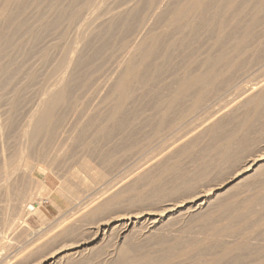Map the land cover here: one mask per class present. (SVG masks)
<instances>
[{
    "label": "rangeland",
    "instance_id": "374dc122",
    "mask_svg": "<svg viewBox=\"0 0 264 264\" xmlns=\"http://www.w3.org/2000/svg\"><path fill=\"white\" fill-rule=\"evenodd\" d=\"M3 1L0 161L26 147L55 200L44 190L36 197L43 220L4 215L0 196V264H37L91 238L105 219L182 205L264 157V0H6L4 11ZM196 74L208 84L178 89ZM54 89L62 96L33 141L28 122ZM263 168L200 209L142 223L143 233L122 239L120 228L105 231L96 249L66 264H264ZM75 170L87 183L89 171L103 179L85 188L70 177ZM66 185L80 196H68Z\"/></svg>",
    "mask_w": 264,
    "mask_h": 264
},
{
    "label": "bare ground",
    "instance_id": "6f19581e",
    "mask_svg": "<svg viewBox=\"0 0 264 264\" xmlns=\"http://www.w3.org/2000/svg\"><path fill=\"white\" fill-rule=\"evenodd\" d=\"M198 0H195L194 3H196ZM6 0L3 1L4 3V6L3 7V11L6 10ZM12 2V1H11ZM93 2V1H92ZM193 2V1H192ZM78 3V2H77ZM98 3V2H97ZM155 4V3H154ZM175 4V3H174ZM200 4V3H198ZM203 5V4H202ZM197 6V5H196ZM199 6V5H198ZM178 7V6H177ZM225 8V7H224ZM137 9V8H136ZM88 10V9H87ZM153 10V9H152ZM184 10V9H183ZM181 11V12H184V11ZM2 11V13H3ZM197 11V10H195ZM178 13V12H177ZM195 13V12H194ZM127 14H128V11H127ZM4 15V14H3ZM2 15V16H3ZM185 15V14H184ZM187 15H189L187 13ZM194 15V14H193ZM227 15V14H226ZM262 15V14H261ZM6 16V15H5ZM178 16V15H177ZM77 17V16H76ZM182 17V15H181ZM180 17V18H181ZM89 18V17H88ZM87 18V19H88ZM135 18V17H134ZM89 20V19H88ZM92 20V19H91ZM82 21V20H81ZM113 21V20H112ZM84 22V21H83ZM118 22V21H117ZM12 24V23H11ZM85 24V23H84ZM57 25V24H56ZM95 27V26H94ZM153 28V27H152ZM204 28V27H203ZM154 29V28H153ZM175 29V28H174ZM144 31V30H143ZM147 33V32H146ZM154 33V32H153ZM44 34V33H43ZM82 34V33H81ZM224 34V33H223ZM42 37V36H41ZM142 40V39H141ZM2 42V41H1ZM93 42V41H92ZM75 43V42H74ZM79 43V42H78ZM121 43V42H120ZM130 43V42H129ZM66 44V43H65ZM254 44V43H253ZM142 46V45H141ZM249 46V45H248ZM124 47V46H123ZM126 47V46H125ZM147 49V48H146ZM149 49V48H148ZM243 49V48H242ZM145 50V49H144ZM203 50V49H202ZM78 51V50H77ZM242 51V50H241ZM227 52V51H226ZM262 54V53H261ZM96 55V53H95ZM239 55V54H238ZM59 56V55H58ZM127 56V55H126ZM203 56V55H202ZM135 57V56H134ZM223 57V56H222ZM206 59V58H205ZM232 59V58H231ZM255 59V58H253ZM71 61V60H70ZM70 61H68L69 63H67V66H66V70H65V74L62 76V80L66 77V72L67 70H69L68 68H70ZM118 62V61H117ZM212 62V61H211ZM237 62V61H236ZM140 63V61H139ZM117 64V63H116ZM167 64V63H166ZM44 66V65H43ZM222 66V65H221ZM151 67V66H150ZM15 68V67H14ZM212 69V68H211ZM210 69V70H211ZM222 69V68H221ZM209 70V69H208ZM207 70V71H208ZM225 70V69H224ZM127 71V70H126ZM157 71V70H156ZM212 71V70H211ZM228 71V70H227ZM206 72V71H205ZM1 73V72H0ZM8 73V72H7ZM153 73V72H152ZM197 73V72H196ZM207 73V72H206ZM205 74V73H204ZM203 74V75H204ZM208 74V73H207ZM221 74V73H220ZM70 75V74H69ZM68 75V76H69ZM130 75V74H129ZM216 75V74H215ZM194 76V75H193ZM207 76V75H206ZM219 76V75H218ZM222 76V75H221ZM109 77V76H108ZM186 77V76H185ZM205 77V75H204ZM203 76H201L200 74L194 77L190 76V79L189 80H185L183 83L182 81L180 82L181 84L178 85V89H180V91H185L187 89H189L190 87H192V85H194L195 87V84H199V83H202V82H205V78ZM223 77V76H222ZM225 77V75H224ZM114 78V77H113ZM124 78V77H123ZM209 78V76H208ZM221 78V77H220ZM50 79V78H49ZM128 79H129V76H128ZM143 79V78H142ZM188 79V77H187ZM207 79V77H206ZM213 79V78H212ZM61 80V82H62ZM222 80V79H221ZM175 81V80H174ZM179 81V80H178ZM220 81V80H219ZM225 81V80H224ZM51 82V81H50ZM216 82V81H214ZM221 82V81H220ZM235 82V81H234ZM57 83V82H56ZM63 83V82H62ZM131 83V82H130ZM206 83V82H205ZM204 85H207L208 83H206ZM223 84V82H222ZM65 85H67V83H65ZM118 85V84H117ZM127 81H123L122 83L120 82L119 83V90L121 91H124L125 88H127ZM203 85V84H202ZM201 85V86H202ZM217 85V83H216ZM215 85V86H216ZM224 85V84H223ZM61 87V86H60ZM193 87V88H194ZM204 87V86H203ZM218 87V86H217ZM70 89V88H69ZM177 89V90H178ZM195 89V88H194ZM199 89V88H198ZM207 89V88H206ZM254 89V88H253ZM118 92H121L119 91ZM257 90V89H256ZM60 91V90H59ZM58 90L55 91L52 90V91H49L47 92V96H49L48 100L46 101H41L39 104V107H40V112H41V116L36 118V120H34L32 118V116H30L32 118V121L29 120V124H28V127H30L29 130H27L26 132H24V134L26 135V133H29L27 136L29 137L30 135V139L33 140L34 136L37 134L38 130H42V126L45 124V122L48 120V114L50 113V109L53 107L52 106V103L54 105V102L53 101H58L60 100V97L62 96L61 93L62 92H59ZM63 91V90H62ZM179 91V92H180ZM193 91V90H192ZM197 91V90H196ZM201 91V90H200ZM205 91V90H204ZM212 91V90H211ZM177 92V91H176ZM261 92V91H260ZM257 93L255 96L256 97H259V94L261 93ZM119 95V94H118ZM172 95H174L172 93ZM171 95V96H172ZM206 95V94H205ZM210 95V94H209ZM65 96V95H64ZM66 97V96H65ZM174 97V96H173ZM182 97V96H181ZM207 97V96H206ZM205 97V98H206ZM218 97V96H217ZM261 98V97H260ZM73 99V98H72ZM181 99V98H180ZM68 100V99H67ZM120 100V99H119ZM203 101V100H201ZM55 102V103H56ZM179 103V102H178ZM3 104V103H2ZM117 105V104H116ZM37 106V108H39ZM196 107V106H195ZM254 108V107H253ZM109 110V109H108ZM199 110V109H198ZM238 110V109H237ZM38 111V110H37ZM156 113V112H155ZM260 113V112H259ZM40 114V113H39ZM38 115V114H37ZM104 115V114H103ZM36 116V115H35ZM63 117V116H62ZM110 117V116H109ZM2 118V117H0ZM147 119V118H146ZM1 120V119H0ZM105 120V119H104ZM31 121V122H30ZM171 121V120H170ZM2 123V121H1ZM0 123V130L2 129V125ZM26 123V122H25ZM68 123V122H67ZM151 123V122H150ZM220 124V123H219ZM4 125V124H3ZM66 125V124H65ZM68 125V124H67ZM199 126V125H198ZM50 128V127H49ZM28 129V128H27ZM64 129V128H63ZM53 130V129H52ZM3 131V130H2ZM1 131V132H2ZM29 131V132H28ZM49 131V130H48ZM60 131V130H59ZM3 133V132H2ZM2 133H1V136L2 137ZM39 133V132H38ZM193 133V132H192ZM22 134V133H21ZM51 134V133H50ZM72 134V133H71ZM38 135V134H37ZM38 137V136H36ZM51 137V136H50ZM53 137V136H52ZM62 137V136H61ZM60 138V137H59ZM145 138V137H144ZM153 138V137H152ZM179 138V137H178ZM69 139V138H68ZM71 139V138H70ZM60 140V139H59ZM139 140V139H138ZM204 140V139H203ZM34 141V140H33ZM28 142V141H26ZM22 143V142H21ZM62 144V143H61ZM3 145V144H2ZM26 145V144H25ZM24 145V147H25ZM67 145V144H66ZM22 147V146H21ZM28 147V146H27ZM238 147V146H237ZM5 148V147H4ZM19 149V148H18ZM17 149V150H18ZM25 149H27L25 147ZM24 148H22L21 152L19 153V157H12V156H7L5 154V151H4V154L1 153V165H0V196L4 195L5 196V201H6V207H5V213L4 215H6V211H14L15 214H17L16 217H20L21 216H29L30 214H36L38 215V217L40 216L41 219L48 217L47 213L44 211V209L42 208L41 206V202L36 200V197L37 196H41V193L42 191H46L45 195L48 196L51 200H55L54 196H52V193L50 191H47L43 186V182L41 179H39L36 174L39 172L38 169H39V160H36V159H32L30 158L29 156H27V152ZM4 150V149H3ZM2 150V151H3ZM65 150V149H64ZM1 151V152H2ZM7 152V151H6ZM218 152V151H217ZM61 153V152H60ZM9 154V153H8ZM6 155V156H5ZM63 155V154H62ZM128 155V154H127ZM89 156V155H88ZM34 157V156H33ZM39 157V156H38ZM238 157V156H237ZM35 158V157H34ZM41 158V157H40ZM69 158V157H68ZM88 159V158H87ZM42 160V159H41ZM90 160V159H89ZM226 161V160H225ZM46 163V162H45ZM77 163V162H76ZM81 166L84 170H89V165L87 163L86 160H82L81 162ZM41 164V163H40ZM94 165V164H93ZM75 166V165H73ZM96 167V166H95ZM244 167V166H243ZM261 167H264V157L263 156H259L258 158L256 157L255 159L253 158L252 161H250L248 163L247 161V164L245 165V168H242L240 171H237L230 179H228L227 181L225 180L224 183L220 184L219 186L215 187V188H212V189H209L208 191H206V193H202V195H199L197 197H195L193 200H189V202H186V203H183L182 205H174L170 208H167V209H164V210H161V211H158V212H154V213H136V214H132L129 216H116L114 218H108V219H105L102 221V223H100V225H98V227H96L97 229L93 232V236L87 240H84V241H81V242H75V247H72L71 249H63V247L59 248L58 250H53L51 253H48L47 256H43V258H39V262L37 264H66V262L69 260V259H76V257H81L82 255H84L85 253L87 254L89 251H91L92 249L94 250V248L96 249L97 246H99L101 244V242L103 241V237L104 236V233L105 231H113L115 230L116 228H120V230H122V232H120L119 234V238H122L124 239L128 234H131V233H143L142 232H139V227L142 228L143 225H141L142 223H151L154 225H158L164 221H167L169 220L171 217L175 216L176 214L178 213H181V212H186V211H190V210H196V209H200L201 207H203L210 199L216 197L217 195L225 192L226 190L228 191V189L231 187V186H236V185H240L242 182H245V180L247 181V179L253 177L256 172H258V170L260 169L261 170ZM139 168V167H138ZM47 169V168H46ZM99 169V168H98ZM264 169V168H263ZM82 170V169H81ZM92 170V169H90ZM95 170V169H94ZM104 170V169H103ZM71 171V170H70ZM83 171V170H82ZM93 171V170H92ZM92 171H89L90 172V176L92 180V182H86L84 179L82 180V177L80 176L79 174V171L75 170V171H72L70 172V177L73 179H78V180H82V181H85V183H87L85 185V188H88L89 186H92V183H96L98 181H102L103 179V173L101 174H97L94 173L95 177L92 179V177L94 176L93 175V172ZM96 171V170H95ZM94 171V172H95ZM101 171V170H100ZM136 171V170H135ZM262 171V170H261ZM228 173V172H227ZM106 176V175H105ZM84 177V176H83ZM106 178V177H104ZM166 180V179H165ZM28 181V183L32 182L34 185V189L33 191L31 190H27L26 189V182ZM77 181V180H76ZM63 182V181H62ZM257 182V181H256ZM63 183H66V182H63ZM62 183V187H63V184ZM70 183V182H69ZM91 184V185H90ZM99 184V183H98ZM32 185V184H31ZM79 185V184H78ZM83 185V184H82ZM96 185V184H95ZM100 185V184H99ZM177 185V184H176ZM189 185V184H188ZM28 186V185H27ZM65 186V185H64ZM112 187V186H111ZM138 187V186H137ZM91 188V187H90ZM121 188V187H120ZM29 189V188H28ZM62 189V188H61ZM67 190V192L69 193H66L68 196L70 195V197L72 198H77L78 196L80 195H77L78 191H74L71 187L67 186L64 188ZM63 189V190H64ZM92 189V188H91ZM85 190V189H84ZM89 189H87L88 191ZM114 191V190H113ZM125 192V191H124ZM110 193V192H109ZM122 193V192H121ZM195 193V192H194ZM259 193V192H258ZM118 194L120 195V192H118L114 195H112L111 197L107 198L109 200H111V203L112 201L117 197H118ZM123 194V193H122ZM126 194V193H125ZM162 194V193H161ZM194 195V194H193ZM138 196V195H137ZM38 198V197H37ZM48 198V199H49ZM92 198V197H91ZM120 198V196H119ZM3 199V198H2ZM41 199V198H40ZM73 199V201H74ZM94 199V198H93ZM96 199V198H95ZM115 199V200H116ZM125 199V198H124ZM1 200V199H0ZM11 200H14L15 201V205L14 207H12L11 205ZM77 200V199H76ZM118 200V199H117ZM163 201V200H162ZM4 202V201H3ZM76 202V201H75ZM90 203V202H89ZM106 203V202H104ZM104 203H100V205H97L93 208H91L89 210V214L93 213L95 214L97 211H100L103 206ZM110 203V201H109ZM249 203V202H248ZM5 204V203H4ZM14 204V203H12ZM52 204V203H51ZM62 207H66L67 206V202L65 199H62V201L59 203ZM141 204V203H140ZM95 205V204H94ZM263 205V204H262ZM1 206V205H0ZM105 206V204H104ZM85 207V206H84ZM7 208V210H6ZM79 208V207H78ZM220 208V207H219ZM104 209V208H103ZM3 210V209H2ZM88 210V209H87ZM109 210V209H108ZM103 211V210H102ZM134 212V211H133ZM187 212V213H188ZM87 213V211H86ZM87 213V214H88ZM200 213V212H199ZM9 214V213H8ZM14 214V213H12ZM235 214V213H234ZM74 215V214H73ZM83 215V214H82ZM14 216V215H13ZM93 216V215H92ZM98 216V215H97ZM177 216V215H176ZM9 217V216H8ZM7 217V218H8ZM69 217V216H68ZM10 218V217H9ZM94 219V217H92ZM18 219V218H17ZM84 219V218H83ZM16 220V218H15ZM44 220V219H43ZM67 220V219H66ZM99 220V219H98ZM218 220V219H217ZM7 221V222H6ZM80 221V220H79ZM63 222V221H62ZM94 222V221H93ZM179 222V221H178ZM263 222V221H262ZM69 223V222H68ZM91 223V222H90ZM97 223V221H96ZM210 223V222H209ZM66 224V223H65ZM89 224V223H88ZM63 225V224H62ZM141 225V226H140ZM4 226L8 228V230H12L11 228H14V223L12 222V218L11 220L7 219L6 220V216L4 218ZM93 226V225H91ZM97 226V225H96ZM226 226V225H225ZM3 227V226H2ZM94 227V226H93ZM91 227L90 230H94V228ZM184 227V226H183ZM71 229V228H70ZM78 229V228H76ZM146 229V228H145ZM7 230V229H6ZM26 230V229H25ZM28 230V229H27ZM53 230V229H52ZM51 230V231H52ZM67 230V229H66ZM80 230V229H79ZM99 230L102 231V233H99ZM143 230V228H142ZM147 230V229H146ZM22 231V230H21ZM119 231V230H118ZM78 232V231H77ZM81 232V231H80ZM92 232V231H91ZM89 233V232H88ZM33 234V233H32ZM157 234V233H156ZM208 234V233H207ZM92 235V234H91ZM122 235V236H120ZM139 235V234H138ZM142 235V234H141ZM140 235V236H141ZM133 236V235H132ZM147 236V235H146ZM145 236V237H146ZM10 238V237H8ZM118 238V237H117ZM83 240V239H82ZM185 240V239H184ZM73 241V240H72ZM78 241V240H77ZM172 241V240H171ZM49 242V241H48ZM196 243V242H195ZM10 244V243H9ZM170 245V244H169ZM74 246V245H73ZM121 246V245H120ZM120 246H116L117 247H120ZM165 246V245H164ZM108 247V246H107ZM125 247V246H124ZM162 247V246H161ZM53 248V247H52ZM100 248V247H99ZM123 247H120V250L123 252L122 250ZM173 248V247H172ZM249 248V247H248ZM102 249V248H101ZM118 249V248H117ZM115 249V250H117ZM243 250V249H242ZM241 250V251H242ZM119 251V250H118ZM120 251V252H121ZM264 251V250H263ZM128 252V251H127ZM91 253V252H90ZM117 254V253H116ZM122 255V254H121ZM202 255V254H201ZM118 256H119V253H118ZM5 257V256H4ZM123 257V256H122ZM125 257V256H124ZM129 257V256H128ZM172 257V256H171ZM181 257V256H180ZM140 258V256H139ZM143 258V257H141ZM29 259V258H28ZM74 259V260H75ZM132 261L136 262L134 259H131ZM130 260V263L132 262ZM143 260V259H142ZM149 260V259H148ZM139 263H140V260H138ZM71 262V261H70ZM128 262V261H127ZM125 262V263H127ZM133 262V263H134ZM143 262L144 264H147L145 263L146 261H141ZM117 263V262H116ZM129 262L127 264H130ZM131 263V264H133ZM138 264V262L136 263ZM141 264V263H140Z\"/></svg>",
    "mask_w": 264,
    "mask_h": 264
}]
</instances>
